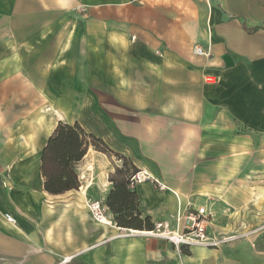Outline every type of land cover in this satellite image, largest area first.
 Returning <instances> with one entry per match:
<instances>
[{
  "label": "crops",
  "instance_id": "1",
  "mask_svg": "<svg viewBox=\"0 0 264 264\" xmlns=\"http://www.w3.org/2000/svg\"><path fill=\"white\" fill-rule=\"evenodd\" d=\"M59 122L108 151L89 146L78 188L50 194L40 163ZM120 158L166 186L130 189L140 218L176 229L203 207L208 234L237 237L178 252L117 225ZM0 264H264V0H0Z\"/></svg>",
  "mask_w": 264,
  "mask_h": 264
},
{
  "label": "trees",
  "instance_id": "2",
  "mask_svg": "<svg viewBox=\"0 0 264 264\" xmlns=\"http://www.w3.org/2000/svg\"><path fill=\"white\" fill-rule=\"evenodd\" d=\"M89 146L98 151H108L101 139L86 132L79 124H57L41 155L40 171L46 192L59 194L78 188L75 164L82 159ZM121 161L120 167L109 176L113 188L106 197V205L117 225L149 230L153 227V222L148 216L139 217L135 194L130 191L127 182V176L137 168L124 158Z\"/></svg>",
  "mask_w": 264,
  "mask_h": 264
},
{
  "label": "built area",
  "instance_id": "3",
  "mask_svg": "<svg viewBox=\"0 0 264 264\" xmlns=\"http://www.w3.org/2000/svg\"><path fill=\"white\" fill-rule=\"evenodd\" d=\"M193 53L198 57L206 58L210 52L208 49L196 46L193 49ZM202 80L207 84H216L219 77L215 74L205 73L202 75ZM145 180L152 181V183L160 189H164L166 187L162 182L154 178L148 170L143 168L137 169L127 176V182L130 189ZM86 206L95 221L103 224L110 223L105 215V206L100 200L88 199ZM4 216L8 222H14L11 215L5 214ZM173 218L177 224L176 229H171L167 221H159L153 223V227L151 229L141 230L139 233L154 238L164 239L178 252H181V247L184 246L186 248H190L192 246L216 248L234 240L237 237L234 234L224 236L208 234L206 227L209 222V214L206 213V210L203 207L189 210L183 215L177 214ZM134 233H138V231L128 229L127 231L120 233V235H132Z\"/></svg>",
  "mask_w": 264,
  "mask_h": 264
},
{
  "label": "water",
  "instance_id": "4",
  "mask_svg": "<svg viewBox=\"0 0 264 264\" xmlns=\"http://www.w3.org/2000/svg\"><path fill=\"white\" fill-rule=\"evenodd\" d=\"M223 60H224V62H225L227 65L232 64V60H231L230 56L227 55V54L223 56Z\"/></svg>",
  "mask_w": 264,
  "mask_h": 264
},
{
  "label": "rangeland",
  "instance_id": "5",
  "mask_svg": "<svg viewBox=\"0 0 264 264\" xmlns=\"http://www.w3.org/2000/svg\"><path fill=\"white\" fill-rule=\"evenodd\" d=\"M119 164H122V161H120Z\"/></svg>",
  "mask_w": 264,
  "mask_h": 264
},
{
  "label": "bare ground",
  "instance_id": "6",
  "mask_svg": "<svg viewBox=\"0 0 264 264\" xmlns=\"http://www.w3.org/2000/svg\"><path fill=\"white\" fill-rule=\"evenodd\" d=\"M125 236V235H124Z\"/></svg>",
  "mask_w": 264,
  "mask_h": 264
}]
</instances>
